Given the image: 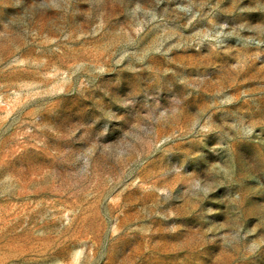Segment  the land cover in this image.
Here are the masks:
<instances>
[{
    "label": "rangeland",
    "instance_id": "374dc122",
    "mask_svg": "<svg viewBox=\"0 0 264 264\" xmlns=\"http://www.w3.org/2000/svg\"><path fill=\"white\" fill-rule=\"evenodd\" d=\"M0 264H264V0H0Z\"/></svg>",
    "mask_w": 264,
    "mask_h": 264
}]
</instances>
